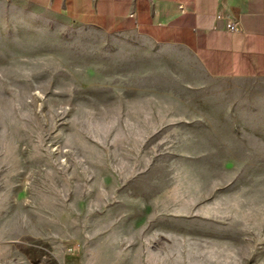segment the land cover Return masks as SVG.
I'll use <instances>...</instances> for the list:
<instances>
[{"label":"rangeland","instance_id":"374dc122","mask_svg":"<svg viewBox=\"0 0 264 264\" xmlns=\"http://www.w3.org/2000/svg\"><path fill=\"white\" fill-rule=\"evenodd\" d=\"M264 264V79L0 0V264Z\"/></svg>","mask_w":264,"mask_h":264},{"label":"crops","instance_id":"0c3cea01","mask_svg":"<svg viewBox=\"0 0 264 264\" xmlns=\"http://www.w3.org/2000/svg\"><path fill=\"white\" fill-rule=\"evenodd\" d=\"M9 1L107 34L184 48L211 78L264 79V0Z\"/></svg>","mask_w":264,"mask_h":264},{"label":"built area","instance_id":"2783aa9c","mask_svg":"<svg viewBox=\"0 0 264 264\" xmlns=\"http://www.w3.org/2000/svg\"><path fill=\"white\" fill-rule=\"evenodd\" d=\"M228 29H229V30H235V29H236L235 24H234L233 22H230V23L228 24Z\"/></svg>","mask_w":264,"mask_h":264}]
</instances>
